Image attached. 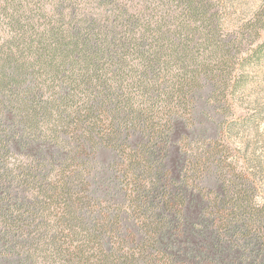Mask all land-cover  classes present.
Masks as SVG:
<instances>
[{
  "label": "trees",
  "instance_id": "1",
  "mask_svg": "<svg viewBox=\"0 0 264 264\" xmlns=\"http://www.w3.org/2000/svg\"><path fill=\"white\" fill-rule=\"evenodd\" d=\"M39 1L0 60V264H264V199L199 110L213 1Z\"/></svg>",
  "mask_w": 264,
  "mask_h": 264
},
{
  "label": "rangeland",
  "instance_id": "2",
  "mask_svg": "<svg viewBox=\"0 0 264 264\" xmlns=\"http://www.w3.org/2000/svg\"><path fill=\"white\" fill-rule=\"evenodd\" d=\"M212 1L214 10L218 12L221 20L220 37L229 39L228 35H233L231 37L233 43L217 51L211 58V45L207 39L203 38L199 41L200 48L196 54L200 61L210 62V70L212 69L216 77L208 82L206 80L202 82L204 88L201 91L202 100L199 102V110L206 120V126L212 130L214 122L223 121L225 144L230 150V160L237 163L239 169L249 171L253 175L260 192L258 200L263 201L264 0ZM139 3V0H131L130 6L140 9ZM39 5V0H0L1 61L6 57L7 42L13 35L10 29L11 17L14 15L33 17ZM49 5H45V8L51 9ZM95 5L96 1L93 0L88 7L92 9ZM184 9L183 5L176 6L174 12L176 15H181ZM21 21L24 23L23 20ZM249 24H257L256 27L261 28L259 32L257 31V35ZM245 25L248 27H244ZM19 57L16 59L22 60ZM218 81L223 83L224 88L216 93L218 99H213L212 86L217 87ZM223 97L229 101L230 111L225 112L224 117H221L224 112L220 100ZM9 162L14 163V160L10 157Z\"/></svg>",
  "mask_w": 264,
  "mask_h": 264
}]
</instances>
